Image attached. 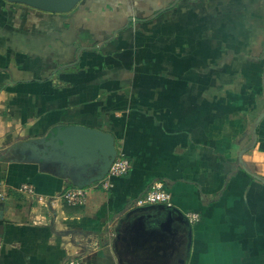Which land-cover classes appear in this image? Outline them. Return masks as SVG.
<instances>
[{
	"label": "crops",
	"instance_id": "crops-1",
	"mask_svg": "<svg viewBox=\"0 0 264 264\" xmlns=\"http://www.w3.org/2000/svg\"><path fill=\"white\" fill-rule=\"evenodd\" d=\"M69 125L130 162L83 205L101 163L45 144ZM157 181L170 204L135 205ZM73 257L264 264V0L0 1V264Z\"/></svg>",
	"mask_w": 264,
	"mask_h": 264
},
{
	"label": "water",
	"instance_id": "water-1",
	"mask_svg": "<svg viewBox=\"0 0 264 264\" xmlns=\"http://www.w3.org/2000/svg\"><path fill=\"white\" fill-rule=\"evenodd\" d=\"M5 1L23 4L47 12L66 13L75 7L80 0ZM45 144L52 150L59 151L63 157L74 161V164L77 166H82L83 171L86 170L87 167L84 166L85 161L83 159L86 156L90 157L91 162L101 163L98 174L87 179L83 183L77 184L78 187H84L91 181L101 180L108 172L117 154L115 138L111 133L84 125L58 126L55 130L51 131L49 139Z\"/></svg>",
	"mask_w": 264,
	"mask_h": 264
},
{
	"label": "built area",
	"instance_id": "built-area-1",
	"mask_svg": "<svg viewBox=\"0 0 264 264\" xmlns=\"http://www.w3.org/2000/svg\"><path fill=\"white\" fill-rule=\"evenodd\" d=\"M130 162L124 155H118L111 163L108 172L99 181L102 188L106 189L109 186L110 178L112 176H121L128 172ZM23 191L27 194L33 193V188L30 185H23ZM86 192L82 187H72L63 193V198L66 203L71 205H83L86 201ZM170 204V195L163 187L161 182H155L151 189L135 202L137 206L152 205V204ZM191 220L197 219V214L188 215ZM108 235L113 236L112 232H107ZM63 264H80V259L77 257L66 259Z\"/></svg>",
	"mask_w": 264,
	"mask_h": 264
},
{
	"label": "rangeland",
	"instance_id": "rangeland-1",
	"mask_svg": "<svg viewBox=\"0 0 264 264\" xmlns=\"http://www.w3.org/2000/svg\"><path fill=\"white\" fill-rule=\"evenodd\" d=\"M1 2H4L5 0H0ZM13 4H17V3H13ZM19 4V3H18ZM23 5V4H22ZM24 6H26V5H24Z\"/></svg>",
	"mask_w": 264,
	"mask_h": 264
}]
</instances>
